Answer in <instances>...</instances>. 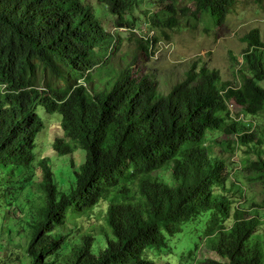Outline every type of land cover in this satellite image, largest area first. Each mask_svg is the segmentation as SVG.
<instances>
[{"label":"trees","instance_id":"trees-1","mask_svg":"<svg viewBox=\"0 0 264 264\" xmlns=\"http://www.w3.org/2000/svg\"><path fill=\"white\" fill-rule=\"evenodd\" d=\"M98 1L122 24L126 14L145 0ZM187 1L194 10L166 5L150 18L165 38H171L166 29L182 26V18L188 28H195L190 21L202 16L219 27L236 3ZM110 36L93 7L81 0H0V189L35 186L40 192L29 213L30 264H154L146 251L167 249L169 238L205 213L211 227L205 236L215 235L227 257L204 264H264V240L255 238L263 220L257 212L250 214L252 208L244 209V203L234 205L235 187L239 199L246 194L236 182L231 189L226 187L229 168L205 145L207 133L217 130L229 137L215 142L227 152L235 146L262 144L255 131L240 135L246 127L231 121L226 107V100L235 98L247 115H264L260 31L254 29L243 37L241 87L225 96L221 91L230 83H224L218 71L197 63L166 93L155 77L133 82L129 74L117 78L110 88L88 87L87 83H94L89 70L96 65L91 53L100 43L109 47ZM148 44L149 40H139L142 49L147 50ZM81 78L86 86L78 82ZM40 107L62 117L65 137H55L56 153L73 155L76 147L86 152L67 191L58 188L49 160L36 158L37 139L44 128ZM243 161L247 181L259 183L264 191V151H249ZM168 163L173 186L140 180ZM158 191L162 194L152 193ZM102 201L108 202L104 218L111 230L109 234L106 226L99 225L103 244L94 246V237L87 233L76 243L58 233L72 231L69 209Z\"/></svg>","mask_w":264,"mask_h":264},{"label":"rangeland","instance_id":"rangeland-1","mask_svg":"<svg viewBox=\"0 0 264 264\" xmlns=\"http://www.w3.org/2000/svg\"><path fill=\"white\" fill-rule=\"evenodd\" d=\"M90 4L96 15L101 20V27L112 35L109 37L111 43V55L108 46L100 43L91 53V59L100 61L102 67L92 72L94 83H87L90 87L93 84L97 89L110 86L120 76L123 69L129 63L134 62V67L130 69V74L135 78L142 75L156 78L159 81L160 89L168 92L175 83L183 81L191 66L197 63L210 70H216L224 83L237 86V77L242 70L243 55L246 43L243 37L250 31L258 29L264 43V4L257 5L253 0H236L231 10V14L226 18L225 23L219 27L210 24L208 17H200L198 21H190L191 26L182 22V26L177 29H166L171 38L167 39L154 26L150 18L158 9L172 5L176 9L186 7L194 10L192 3L187 0H145L140 7L136 6L133 12L127 14V20L134 19L133 25L117 23V17L108 11V8L98 0H81ZM143 10L148 13L145 17ZM167 19V16L162 17ZM158 36L157 45L145 50L139 46V40H149L151 47L154 38L151 34ZM159 49V50H158ZM156 57L154 52L157 51ZM237 58V63L232 61L231 55ZM130 67V66H129ZM239 72V73H238ZM100 80V81H99ZM83 81V80H82ZM84 82V81H83ZM61 85V84H60ZM264 87V83H260ZM2 88L0 87V90ZM38 114L44 121V128L40 133L36 148V158H47L53 165L57 186L61 191H67L70 181L74 179V171L78 170L85 160L86 152L76 147L73 155H60L53 150V142L56 136L65 137L61 127L62 117L59 114L47 113L40 107ZM253 118V117H252ZM256 123L255 132L260 137V145L248 147H234V151H225L222 146H217L216 140H228L229 137L217 130L208 132L205 145L210 152L216 153L227 164L230 173V180L227 188L231 189V183L236 182L242 186L245 198L242 197L239 203H244V209L252 208L250 214L257 212L259 220H263L258 228L255 238L264 240V191L257 182H248L241 169L245 159L249 156V151H264V115L254 117ZM252 132V131H251ZM248 134L246 130L240 135ZM235 136V137H234ZM233 136L236 141V134ZM237 151V153H236ZM235 154V155H234ZM236 156L234 158L230 156ZM252 155V154H251ZM252 159H255L252 156ZM73 161V164H71ZM171 165L168 163L164 168L142 175L140 180L148 179L151 182H161L171 186L172 176L170 174ZM240 168V169H239ZM235 184V183H234ZM13 185H8L0 189V264H30V257L26 253V248L30 240L29 236V213L35 207L40 192L35 186H28L24 190H18ZM114 190L115 188H111ZM239 201L238 187L232 190ZM154 195H161V192H152ZM228 197L229 194L227 193ZM232 203L234 200H232ZM11 202V203H10ZM235 202V201H234ZM107 201L100 202L99 205L86 207L81 210L69 209L68 226L69 229H59L58 233L65 234L72 243L79 242V236L90 234L94 237V246L103 244L104 235L98 230L99 225L107 227V232L111 233L106 219ZM235 205V204H234ZM232 205V208L234 207ZM238 205V204H236ZM209 213H205L201 218L187 223L182 227V231L169 238L168 247L162 251L148 249L145 256L154 264H204L207 261L223 262L226 259L225 247L220 244L215 235L208 236L211 229L209 223ZM227 224H231L228 222ZM56 239H60V234H56ZM254 238V237H253ZM72 244H69L71 246ZM18 259V260H17Z\"/></svg>","mask_w":264,"mask_h":264},{"label":"clouds","instance_id":"clouds-1","mask_svg":"<svg viewBox=\"0 0 264 264\" xmlns=\"http://www.w3.org/2000/svg\"><path fill=\"white\" fill-rule=\"evenodd\" d=\"M101 3V2H100ZM144 3V2H143ZM143 3H141V2H138V4L136 5V6H138V7H140V5L141 4H143ZM103 4V3H102ZM105 6V5H104ZM135 6V7H136ZM106 7V6H105ZM135 9V8H134ZM133 9V10H134ZM133 10H131V12H133ZM108 11H109V9H108ZM145 11H147V10H143V12L145 13ZM110 12V11H109ZM131 12H129V13H127V14H130ZM111 13V12H110ZM147 13H148V11H147ZM112 14V13H111ZM126 14V16H125V19L127 20V15ZM231 14V13H230ZM229 14V15H230ZM114 15V14H113ZM146 13H145V17H146ZM228 15V16H229ZM115 17H117V20H118V16H116V15H114ZM227 16V17H228ZM99 18V17H98ZM135 19V18H134ZM134 19L132 18V19H129V21H132L133 23H135L134 22ZM126 20H122V24L123 23H125V24H127V25H130V24H128L127 22H126ZM101 21V20H100ZM174 29H177V28H174ZM105 30V29H104ZM106 31V30H105ZM107 32V31H106ZM110 34V33H109ZM112 36V35H111ZM110 36V37H111ZM151 36L154 38V42H153V45L151 46V47H148L147 49H149V48H151V50L153 49V47L156 45V46H158L159 47V45H157V40H159V37L158 36H155V35H153V33L151 34ZM155 38H157V39H155ZM111 43H113V42H111ZM111 43L109 44V48H108V51H109V54L111 55L112 53L110 52L111 51V47H110V45H111ZM159 50V49H158ZM158 50L157 51H155L154 52V56L156 57V54H157V52H158ZM94 62H96V65L93 67V68H91L89 71H90V73H92L95 69H97V68H100V67H102L101 66V64H102V62H100V61H96V60H93ZM130 66V67H129ZM131 66H132V68L134 67V62L131 64V63H129L128 64V66H126V68L125 69H123L122 71H121V73H120V76H126L127 74H129L130 76L129 77H127L128 78V80H130V81H137V80H139V79H141V78H143V77H148V76H146V75H142L141 77H139V78H135V77H133V75H131L130 74V69H131ZM88 71V72H89ZM87 72V73H88ZM119 76V77H120ZM118 77V78H119ZM84 82H83V81ZM239 78L237 77V86H232L231 84H229V85H227L224 89H223V91H221V95L222 96H225L229 91H237L240 87H241V82L239 83ZM78 82L80 83V84H83V85H85L86 86V83H85V80H84V78H81V79H79L78 80ZM231 100H234L237 104H238V106H239V109H238V111H237V113H236V117L238 118L240 115H243V120H235V119H233L232 117H231V113H230V111H229V109H228V102L229 101H231ZM226 107H227V112H228V114H229V118L231 119V121H234V122H236V123H240V124H243V126H245L246 127V132L248 133V134H252L254 131H255V127H256V123L254 122V117L253 116H251V115H247L246 113H245V111H244V109H243V107L237 102V100L235 99V98H233V99H228V100H226ZM253 117V118H252ZM252 131V132H251ZM235 137V136H234ZM238 137H236V141L238 140L237 139ZM235 158V157H234ZM240 169V168H239ZM231 173V172H230ZM171 174V173H170ZM172 176V175H171ZM172 182H173V179H172ZM174 185V182H173V184L171 185V186H173ZM171 186H169V187H171ZM227 187V186H226ZM241 201V199L239 200V201H235L234 202V204L236 205V204H241V203H239ZM259 240V239H258ZM261 241V240H260Z\"/></svg>","mask_w":264,"mask_h":264},{"label":"built area","instance_id":"built-area-1","mask_svg":"<svg viewBox=\"0 0 264 264\" xmlns=\"http://www.w3.org/2000/svg\"><path fill=\"white\" fill-rule=\"evenodd\" d=\"M228 109L231 113V117L235 120H243V115H240L238 118L236 117V113L239 109V106L238 104L234 101V100H231L228 102Z\"/></svg>","mask_w":264,"mask_h":264}]
</instances>
